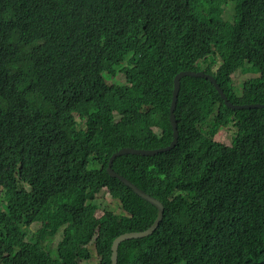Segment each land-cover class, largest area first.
Here are the masks:
<instances>
[{"label":"trees","instance_id":"1","mask_svg":"<svg viewBox=\"0 0 264 264\" xmlns=\"http://www.w3.org/2000/svg\"><path fill=\"white\" fill-rule=\"evenodd\" d=\"M181 71L213 76L232 104H264V0H0V264H82L92 241L111 264L118 236L152 225L156 206L109 162L172 144ZM236 71L252 75L240 93ZM175 114L173 150L114 161L166 207L118 264H264V109L232 110L185 77ZM230 126L231 146L215 142ZM105 189L124 213L89 210Z\"/></svg>","mask_w":264,"mask_h":264},{"label":"water","instance_id":"2","mask_svg":"<svg viewBox=\"0 0 264 264\" xmlns=\"http://www.w3.org/2000/svg\"><path fill=\"white\" fill-rule=\"evenodd\" d=\"M185 77H196V78H206L208 79L216 88L218 93L220 94L221 98L224 100L227 107H229L232 110H244V109H264V104H244V105H237L232 104L229 102L224 90L218 85L215 78L209 74H206L204 72H194V71H181L174 77V89H173V98L171 102L170 107V120L173 127V142L170 146L160 149H154V150H137L134 148H122L116 153H114L110 159L109 162V168L108 171L111 174L112 177L119 179L125 186L132 189V191L138 195L140 198H143L156 206L158 209L157 218L153 221L152 225L147 228L144 231L139 232H127L123 233L120 236H118L112 243V256H111V264H118V250L119 246L123 241L130 240V239H140L147 236H150L158 227L159 223L162 222L163 216H165V204L163 201H160L158 198L149 195L148 193L144 192L142 189L137 187L134 183L129 181L127 178H125L122 175H119L117 172L113 170V164L116 158L120 156H124L127 154L131 155H140V156H155L160 153H166L174 149V147L178 143L179 139V133H178V127H177V118L175 114L176 106H177V99L179 96L180 88H181V80Z\"/></svg>","mask_w":264,"mask_h":264},{"label":"rangeland","instance_id":"3","mask_svg":"<svg viewBox=\"0 0 264 264\" xmlns=\"http://www.w3.org/2000/svg\"><path fill=\"white\" fill-rule=\"evenodd\" d=\"M222 18L230 21L233 14V5L229 6L228 8L223 9ZM252 77L250 74H242L240 71H236L232 74V85L235 87L236 91L240 93L241 86L245 80H248ZM114 80L116 82L121 83L123 82V75L118 74ZM84 118V116L79 115L77 116V119L81 121ZM234 133V128L230 126L229 128H224L219 131L218 135L215 137L214 141L218 142L220 144L226 145L228 147L231 146V140ZM89 210L92 212H95L97 218H101L106 212V210H115L118 213H124V210L118 200H115L111 194L110 191L104 190L98 198L94 201L92 205H90ZM38 229L37 226H33L29 230V234H33ZM62 238L61 232H58L57 235L51 239L52 241L46 240L44 242V245L47 247L46 252L51 254L53 257H56L58 254L57 248H58V241H60ZM57 246V247H56ZM56 248V249H55ZM90 251L92 252V258L90 260L81 262L82 264H98L99 259L95 252V246L94 241L91 243L89 247ZM51 250V251H50Z\"/></svg>","mask_w":264,"mask_h":264},{"label":"clouds","instance_id":"4","mask_svg":"<svg viewBox=\"0 0 264 264\" xmlns=\"http://www.w3.org/2000/svg\"><path fill=\"white\" fill-rule=\"evenodd\" d=\"M113 170H114V169H113ZM105 190H107V189H105ZM108 191H109V190H108ZM51 239H53V238H51ZM51 239H49V241H52ZM92 242H93V241H92ZM92 242H91V243H92ZM57 244H58V243H57ZM90 245H91V244H90ZM94 246H95V245H94ZM95 252H96V250H95Z\"/></svg>","mask_w":264,"mask_h":264}]
</instances>
